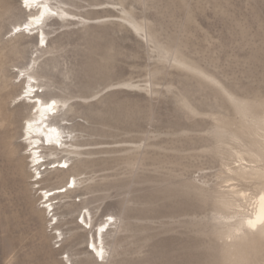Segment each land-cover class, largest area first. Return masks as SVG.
<instances>
[{
    "label": "rangeland",
    "instance_id": "rangeland-1",
    "mask_svg": "<svg viewBox=\"0 0 264 264\" xmlns=\"http://www.w3.org/2000/svg\"><path fill=\"white\" fill-rule=\"evenodd\" d=\"M56 1L73 15L100 19H49L43 28L48 49L39 46L46 53L38 80L31 81L33 96L67 101L50 121L66 126L72 140L67 132L63 140L79 145L84 155L68 156L53 145L56 155L50 156L51 146L39 143L45 160L37 166L40 177L32 178L35 166L20 137L29 111L15 110L26 95L16 68L38 52L15 57L14 42H6L36 32L13 33L19 14L3 15L0 264H264V243L232 249L225 221L233 213L225 204L231 187L246 194L261 187L234 180L231 171L255 166L251 156L264 166L253 138L262 125L253 117H264V0ZM65 156L66 167L53 163ZM81 160L89 162L76 177L82 183L70 187L54 212L47 209L40 189L62 184L56 181L59 170H72ZM40 178L44 182L35 184ZM252 207L253 201L246 205L248 214ZM87 210L91 226L82 223ZM107 212L116 216L119 230L105 241L101 261L86 241L92 225L109 220Z\"/></svg>",
    "mask_w": 264,
    "mask_h": 264
},
{
    "label": "bare ground",
    "instance_id": "bare-ground-1",
    "mask_svg": "<svg viewBox=\"0 0 264 264\" xmlns=\"http://www.w3.org/2000/svg\"><path fill=\"white\" fill-rule=\"evenodd\" d=\"M20 1L21 0H19L18 3H14V2H10V0H4L3 1L4 3H2L0 5V19H1V17H3V15L8 16L9 18H14L16 14H19V17H17V18L15 17L14 21L11 23V26L13 27V29H12L13 33L16 32L15 31L16 28H19L20 29L19 31H21L22 29H23L22 30L23 32L28 31L29 34H31V32L34 33V31L36 32L35 36H32L33 34H31V36H27V37H25L24 35H15L13 38H11L9 41H7L6 44L10 45L12 42H14L13 46L10 48V51H11V53L13 55H15V57L17 56V57L22 58V59L23 58L25 59L26 56L28 55V53L30 52V50H32V49H35V51L30 52L31 54L37 53V52L39 53V54L37 53L36 56H34V58L32 57L34 55L33 54L31 56L33 59L31 58L27 64L16 68V70L18 69L17 71L20 74L24 73V75H22V78H24V80L19 82V86H20V88L22 90L24 88H26V91H25L26 95H25L24 99L28 101V104L26 103L27 101L22 99L24 102L19 103L18 106L15 107V110L29 111V115H26L24 117L25 123L22 126V133H21L20 137L23 138L22 142H23V145L25 146V148L26 149L27 148L30 149L29 156H27V159H29L31 157L30 158V162L33 164L32 166H35V170L32 168L34 170V174L32 175V178H34L33 176H35V178H38V176L41 175V172H40L41 169H39L37 166H38V164L41 163V161L45 160L44 159L45 157L42 156L43 154L41 155V151L39 149V148L43 147V145L39 146V143H42V144H44V143L46 144L47 143L48 145L51 146L50 150H48L50 156L56 155V151H54L56 149L52 148L53 145L63 149L62 151H60V153H64V154H66L68 156L80 157V156L84 155V153H81V152L78 151V149L80 147L79 145H77L75 143H72L70 141L69 142L68 141H64L65 140L64 138L66 137L64 134H66V132H67L66 135H69L70 140H72L71 132H68V128L66 126H62V124H59L58 122H55V120H53V123H51L52 122V121H50V116L51 115H48V118L45 119V114H46L47 110L45 108H43L42 106H38V105L34 104V100L36 98H40V97L38 95H36V94H34V96H33V93H34V90H35L36 86L33 85L31 83V81L32 80H34V81L38 80V78L35 77V73H36V71L39 68H41V64L39 63L40 62L39 60H41L43 55L46 53L45 51L43 52V50L41 51V48L39 49V46L43 47L45 45L44 46L45 50L48 49V40H47L48 33L47 32L45 33L43 28H44L45 25H47V21L49 19L51 20L53 16L58 17L62 21H67V22H70V23H76V20L79 21V22L81 21V22H86V23L87 22L88 23H92V22L100 21V19H90V18H87V17H81V16H78V15H73L72 13H70L69 11L64 9L63 5L65 6V3H62L61 1H56L55 0L56 2L54 3V2H52V0H30V3L27 6L24 4V0H22L23 3H21ZM26 11L28 12V15H26L27 14ZM53 13H55V15H53ZM25 15L27 16V19L25 18L26 20L22 21L23 16H25ZM25 25H27V27H25ZM51 26H52V24L50 23L48 27L50 28ZM136 30H139V28L136 29ZM10 33L12 34V32H10ZM17 34H21V33L18 32ZM41 38L44 41L43 44H41ZM24 39H28V41L24 42V43H19L20 41H22ZM194 71H196V70H194ZM199 74H201V73H199ZM17 75L15 74L14 78L17 79ZM207 80H208V78H207ZM208 82H209V80H208ZM4 83H5V81L3 82V84ZM24 83L26 84V87H24ZM38 86L39 85H37V87ZM127 87H131V85H127ZM30 89L33 90L31 95L28 94V91ZM221 89H220V93H222ZM223 92H226V91L223 90ZM222 94H224V93H222ZM20 95H22V93L16 95V98L19 99ZM226 95L229 96L228 93ZM226 95H225V98H226ZM228 98H231V97L229 96V97H227V99ZM42 100H44V99L42 98ZM53 100L56 101L55 111H58V108L60 106H62L61 108H63L67 104L66 100H63V99L57 98V97H51L49 99H45L44 101L51 102ZM233 101H232V105H233ZM234 104H235V101H234ZM254 107L256 108V106H254ZM37 108H39V111H37ZM257 108H259V107H257ZM263 109H264V107H263ZM32 110H34V112H32ZM240 110H241V108H240ZM68 111H69V108L67 109L66 113ZM233 112H234V110H233ZM245 112L242 110L241 113L244 114ZM249 112H251V111H249ZM262 114H263V110H262ZM241 115H239V116H241ZM250 115H248V116H250ZM243 116L245 117L246 115L244 114ZM243 116H241V117H243ZM52 117H54V116H52ZM250 117H253V114ZM253 119H255L260 124H262L260 127H257L258 129H256L255 132L253 133V138L254 139L256 138L258 143L260 142L259 143L260 144V151L262 152L263 157H264V117H257L256 116V118L253 117ZM62 121H63V119H62ZM252 122H254V121H252ZM244 123H245V121H244ZM259 123H257V124H259ZM242 124H243V122L241 123V125ZM53 127L56 128L55 132L51 131V128H53ZM244 132L246 133V131H244ZM233 135H231L232 138H233ZM236 135H237V133H236ZM67 138H68V136L66 137V139ZM238 138H239V135H238ZM237 140H235V141L237 142ZM228 142H230V141H228ZM137 149H138V147H137ZM231 150L233 151V149H231ZM239 150H241V149H239ZM253 150H255V149H253ZM256 152L257 151L255 150L254 153H256ZM245 153H247V152H245ZM258 154H256V155H258ZM243 155L246 157L245 154H243ZM46 156H48V154H46ZM232 156H233V154H232ZM251 157L253 158V156H251ZM252 158H249L250 159V163L255 164V166L245 167V166H241L240 165V166H237V168L235 167V169L233 168L231 173L234 176V180H236L235 178H237L239 181H243V182L252 181L253 183L255 182L256 184L261 185V187H259V186L256 187L255 186L256 187L255 190L257 191V193H255V194H246V192H248V190L247 191L246 190L245 191L237 190L234 187H231V189L228 190L230 185H229V187L227 189L228 191L226 192L227 196H228V200L226 201L225 204L227 205V207L230 206V208L233 209V213L231 212L232 213L231 214L232 217H230L229 219H226L225 221L229 222V224L227 225L228 238L232 242H234L230 246H231L232 249H234L236 251L238 250L239 247H243V246H246V245H253V244H257V243L261 244V242L264 243V166H263V162H262V165H261V166H263V168L260 167V165L259 166L256 165V164L259 163L257 161V158L254 157V159H256V160H254ZM241 160H243L242 157H240V161ZM69 162H70L69 159L66 160V156H65L64 161H62V159H61V160L55 161L53 163L54 164L55 163H57V164L62 163L63 165H68ZM49 164L51 165V163H49ZM62 164H61V166H62ZM87 164H89L88 161L81 160L80 162H78V164L72 170H70L69 168L67 170H63V169L59 170V171H61L60 175L62 177L59 180H56V181L57 182L63 181L62 184H60L58 186H55V187H52V188H48V189L47 188L40 189V191L43 192V197H41V199L42 198L46 199L45 202H43V203L44 204H48V205H46L47 209H49L52 212H54L55 211V205L58 203V200H60L64 196L66 198H69L68 196L71 193L70 187H76L79 183H82V182L78 181L76 179V177H78V176L83 174L82 170L84 169V167ZM39 166H41V165H39ZM64 167H66V166H63V167H60V168H64ZM233 176H231V177L233 178ZM239 181H238V183H240ZM42 182H44V180H42L40 178L38 180H35L34 183L35 184H40ZM226 183H229V182H226ZM230 183H231V181H230ZM68 184H69V186H68ZM241 186H242V184H241ZM63 188L65 189V193L64 194H62V192L60 191ZM252 201H253V207H252V210L250 209L251 212L249 210V214H248V210H246V205L249 202H252ZM219 202H221V201H219ZM230 208H227V209L225 208V210H229ZM248 209H249V207H248ZM45 212H46V210H45ZM105 216H107L109 218V220L101 221L99 223L97 222V224H95L94 226L92 225V227H91L89 232H91L95 228L94 233L91 234V236L88 235L89 238L91 239V242H90V240L88 238H87V241H86L87 245H89V243H91V248H92V250L94 251L95 254L100 249H103L104 253L106 254L107 253L108 244L105 243V241L108 238L112 237V235L114 233L118 232V230H119V228L116 229V222H117L116 221V216L114 214L109 213V212H107V214ZM224 217H226V216H224ZM51 218H54V219L56 218L57 223L59 222V219L57 218V214L56 213H53ZM51 220L52 219H50L49 221L51 222ZM98 220H100V219H98ZM223 220H224V218H223ZM82 221H83L82 223H84L86 226L87 225L91 226V224H92V215H91L89 210L86 211V215H82ZM249 221L254 222L255 223V227H250L249 226ZM84 224H83V226H84ZM107 227H108V229L105 231V229ZM112 227H114V228H112ZM54 230H58L59 231V228L55 227ZM88 234H90V233H88ZM62 235H63V233L60 232L58 237H60ZM257 246L259 247V245H257ZM89 247H90V245H89ZM87 248H88V246H87ZM234 250H233V252H234ZM239 253H241V252H239ZM244 256H246V255H244ZM246 258H248V256ZM239 260L240 259L238 258V261ZM243 262H244V260H243ZM67 263L71 264V261L68 259ZM244 264H245V262H244Z\"/></svg>",
    "mask_w": 264,
    "mask_h": 264
},
{
    "label": "snow or ice",
    "instance_id": "snow-or-ice-1",
    "mask_svg": "<svg viewBox=\"0 0 264 264\" xmlns=\"http://www.w3.org/2000/svg\"><path fill=\"white\" fill-rule=\"evenodd\" d=\"M30 3V0H24V4L27 6ZM53 15H55V13H53ZM25 27H27V25H25ZM19 28H16L15 31H19ZM43 39L41 38V44H43ZM21 75H24V73H21ZM33 90H29L28 94L31 95ZM34 104L38 105V106H42L43 108H45L47 110L46 114H45V119L48 118V115H52L55 116L56 111H55V106H56V101L53 100L51 102H46L40 98H36L34 100ZM37 111H39V108H37ZM51 131L55 132L56 128H51ZM66 166V165H65ZM249 226L250 227H255V223L252 221H249ZM95 250V249H94ZM96 255L99 259H101V261H103L105 253L103 251V249H100L99 251L96 252Z\"/></svg>",
    "mask_w": 264,
    "mask_h": 264
}]
</instances>
